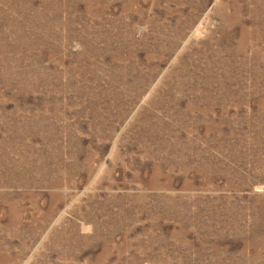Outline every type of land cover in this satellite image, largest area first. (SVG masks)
<instances>
[{"label":"rangeland","instance_id":"374dc122","mask_svg":"<svg viewBox=\"0 0 264 264\" xmlns=\"http://www.w3.org/2000/svg\"><path fill=\"white\" fill-rule=\"evenodd\" d=\"M0 264H264V0H0Z\"/></svg>","mask_w":264,"mask_h":264}]
</instances>
